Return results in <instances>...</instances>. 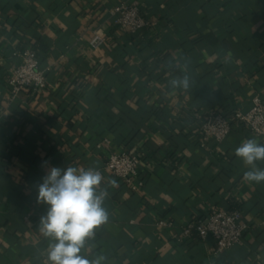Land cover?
Masks as SVG:
<instances>
[{
  "label": "crops",
  "instance_id": "0c3cea01",
  "mask_svg": "<svg viewBox=\"0 0 264 264\" xmlns=\"http://www.w3.org/2000/svg\"><path fill=\"white\" fill-rule=\"evenodd\" d=\"M124 1L0 0V264H49L39 228L47 205L37 195L53 166L95 167L104 177L109 219L89 259L264 264V182L246 181L235 155L246 139L262 142L234 121L224 143L204 149L198 125L264 98V0H135L153 23L141 34L115 26L111 10ZM98 28L109 41L94 49ZM26 48L38 52L49 88L13 98L8 82ZM185 72L190 87L171 88ZM125 149L145 154L137 193L106 171L108 153ZM215 208L239 211L250 225L221 255L213 239L178 236ZM160 220L174 226L160 229Z\"/></svg>",
  "mask_w": 264,
  "mask_h": 264
},
{
  "label": "built area",
  "instance_id": "2783aa9c",
  "mask_svg": "<svg viewBox=\"0 0 264 264\" xmlns=\"http://www.w3.org/2000/svg\"><path fill=\"white\" fill-rule=\"evenodd\" d=\"M114 24L120 30L132 34L147 32L153 27L141 7L135 0H125L119 7L111 10ZM109 41L107 33L102 28L93 31L91 47L99 49ZM19 63L14 67L8 82V89L13 98L25 90L34 92L46 91L49 88L47 71L41 67L38 52L33 48H26L18 54ZM230 115L213 113L207 117H199L198 125L202 133L201 147L210 149V145L224 143L232 134L235 123L247 128L250 134L264 144V98L256 96L252 100L248 111L237 110ZM234 119V120H233ZM235 121V123H234ZM110 146V141L98 144L103 150ZM144 153L131 150L114 151L108 153L106 161L107 173L132 193H137L145 187V179L141 174ZM174 224L160 220L157 227L160 229L172 228ZM250 225L244 220L239 211L226 209H212L205 217H199L188 223L179 233L182 240L190 239L194 234L202 241L213 239L217 245V254L240 245Z\"/></svg>",
  "mask_w": 264,
  "mask_h": 264
},
{
  "label": "clouds",
  "instance_id": "9594fccd",
  "mask_svg": "<svg viewBox=\"0 0 264 264\" xmlns=\"http://www.w3.org/2000/svg\"><path fill=\"white\" fill-rule=\"evenodd\" d=\"M173 89L187 90L191 77L185 72L169 81ZM235 155L249 169L243 178L248 182H264V144L255 139L244 140ZM104 177L95 167H49L38 185L37 203L47 205L40 217L39 228L49 239V264H105L106 257L89 259L84 252L94 240L96 230L106 224L109 214L104 207L108 195L101 187ZM111 183H115L112 181Z\"/></svg>",
  "mask_w": 264,
  "mask_h": 264
},
{
  "label": "trees",
  "instance_id": "16d2710c",
  "mask_svg": "<svg viewBox=\"0 0 264 264\" xmlns=\"http://www.w3.org/2000/svg\"><path fill=\"white\" fill-rule=\"evenodd\" d=\"M242 126V125H241Z\"/></svg>",
  "mask_w": 264,
  "mask_h": 264
}]
</instances>
